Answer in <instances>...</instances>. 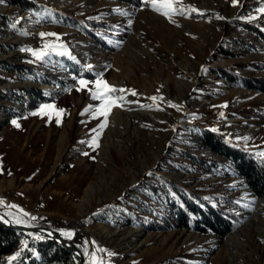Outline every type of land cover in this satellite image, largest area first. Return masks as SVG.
<instances>
[{"label": "rangeland", "instance_id": "rangeland-1", "mask_svg": "<svg viewBox=\"0 0 264 264\" xmlns=\"http://www.w3.org/2000/svg\"><path fill=\"white\" fill-rule=\"evenodd\" d=\"M136 1L27 0L36 8L24 9L0 0V61L23 68L0 69V219L78 231L86 264L92 253L103 264H264V197L192 131L264 153V92L215 72L264 81V39L252 28L264 30V0H178L183 14L171 20ZM100 77L125 89L103 130L88 90ZM80 79L88 89L77 90ZM46 104L65 111L41 113ZM176 187L226 210L234 230L182 228ZM26 235L1 264H12Z\"/></svg>", "mask_w": 264, "mask_h": 264}, {"label": "trees", "instance_id": "trees-1", "mask_svg": "<svg viewBox=\"0 0 264 264\" xmlns=\"http://www.w3.org/2000/svg\"><path fill=\"white\" fill-rule=\"evenodd\" d=\"M15 6L24 9L36 8L31 6L27 0H8ZM131 4H138L136 0H118ZM58 20L66 26L84 29L91 34L88 28L80 26L79 21L74 18L55 14ZM262 39L264 30L258 26H252ZM0 69L19 73L23 68L8 60L0 61ZM222 79H227L232 83L239 84L247 89L264 92L263 80H250L233 74L227 69L218 68L215 70ZM40 93V92H38ZM192 130L202 141L205 147L214 154L223 157L231 162L233 168L243 177L248 187L257 197H264V158L260 155L244 149L224 136L197 127ZM176 194L173 206L175 208V218L182 228L191 229L203 234H216L225 237L230 234L235 227L232 216L224 209L215 207L197 195L185 192L176 187ZM173 194V193H172ZM3 220V219H1ZM4 221V220H3ZM34 234L26 235V246L19 251L20 255L12 261V264H80L78 257L68 252L58 243L40 238ZM21 234L15 230L8 229L0 224V264L4 256L11 254L20 246Z\"/></svg>", "mask_w": 264, "mask_h": 264}, {"label": "snow or ice", "instance_id": "snow-or-ice-1", "mask_svg": "<svg viewBox=\"0 0 264 264\" xmlns=\"http://www.w3.org/2000/svg\"><path fill=\"white\" fill-rule=\"evenodd\" d=\"M142 3L149 5L152 10L164 15L165 17L169 18L171 20L172 15L175 14H183L184 9L183 8H178L177 4H178V0H142ZM233 5H236L238 3V0H232ZM191 11H197L195 8H191ZM259 11L261 13H264V7L260 8ZM251 19H255V17H251ZM129 23H131V21H129ZM55 33H40L41 37L44 36H55ZM58 39V37H57ZM50 45H45V48L49 47ZM54 49V46H52ZM61 47H63V45H61ZM33 55L36 56L37 58H40L42 55H44V53L42 52H33ZM91 67V66H89ZM80 88H78L77 90H82V89H88V84L89 81L85 80V79H80L78 81ZM89 92L92 95L93 99L99 100L101 101V104L95 108L93 110V118L102 116L104 119L101 122V124L99 125V128L101 130H103V128H105L107 126V119H108V115L111 112V109L113 106H122L123 102H124V97L123 96H119V97H114V93L116 92H125V89H116L114 86H111L108 84L107 81L103 80L102 77L97 78L94 82H93V88L92 89H88ZM132 95H137V93H135L134 91L131 92ZM149 99H151L152 101H156L157 97L153 96L150 97ZM162 99V98H161ZM173 107H178L176 105H171ZM226 106V105H225ZM48 110H55V106L54 105H49L46 104L41 108V113H46ZM92 110V106L89 105L88 108L85 109V111H89ZM64 109H58L55 110V114L57 117H60L63 113H64ZM83 115V113H81ZM14 124H16L15 121H13ZM57 123H60V120H57ZM17 127H19L18 124H16ZM93 131H96L95 129ZM100 135V132H97V135L95 138H93L92 143L94 145H96L97 147L99 146L97 143V139ZM245 140H247V138H244ZM260 155L264 156V153H261ZM4 202L2 200H0V204H3ZM9 207H16L15 205H9ZM25 216L28 215V213H24ZM32 219H36L35 217H32ZM18 223H22L23 221L18 219L17 220ZM63 235L67 236L68 238H71L73 233L71 232H64L62 233ZM37 239H40L41 237L37 236ZM87 243V242H86ZM20 255V253L18 252L16 254V256L10 257L9 260H15L18 256ZM109 256L113 255V253L109 252L108 253ZM90 264H103V260L102 259H98L95 255V253L91 254L90 257Z\"/></svg>", "mask_w": 264, "mask_h": 264}, {"label": "water", "instance_id": "water-1", "mask_svg": "<svg viewBox=\"0 0 264 264\" xmlns=\"http://www.w3.org/2000/svg\"><path fill=\"white\" fill-rule=\"evenodd\" d=\"M0 224H2L4 227L8 229L15 230L20 234L36 233L43 238L52 240L58 243L59 245H61L62 247H64L68 252L76 255L80 260V264H86V256L82 252V250H80V248H78V246L75 244V241L71 240V238L69 239L65 238L66 236H64L62 232L58 230H55L50 227H42V226L36 228H28L20 225H14L11 222H4L1 219H0ZM82 233L87 235V233L85 232Z\"/></svg>", "mask_w": 264, "mask_h": 264}, {"label": "bare ground", "instance_id": "bare-ground-1", "mask_svg": "<svg viewBox=\"0 0 264 264\" xmlns=\"http://www.w3.org/2000/svg\"><path fill=\"white\" fill-rule=\"evenodd\" d=\"M259 209H264V199H262V200H260L259 202H258V206H257ZM81 231V230H80ZM81 232H85V233H87L86 231H81ZM76 234H80V233H78V231H76L75 232V234L73 235L74 237H71V240H75V235ZM83 233H81V235H82Z\"/></svg>", "mask_w": 264, "mask_h": 264}]
</instances>
